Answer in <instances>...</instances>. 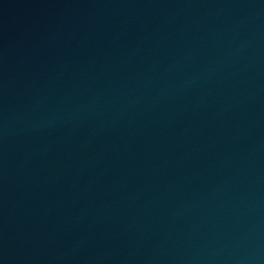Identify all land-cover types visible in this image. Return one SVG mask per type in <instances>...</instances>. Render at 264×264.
Here are the masks:
<instances>
[{
	"label": "water",
	"instance_id": "1",
	"mask_svg": "<svg viewBox=\"0 0 264 264\" xmlns=\"http://www.w3.org/2000/svg\"><path fill=\"white\" fill-rule=\"evenodd\" d=\"M0 264H264V0H36L0 44Z\"/></svg>",
	"mask_w": 264,
	"mask_h": 264
}]
</instances>
